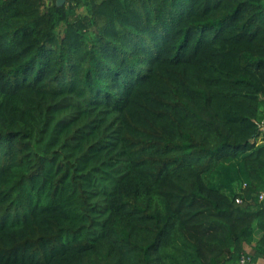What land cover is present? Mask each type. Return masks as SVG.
<instances>
[{
	"label": "trees",
	"instance_id": "1",
	"mask_svg": "<svg viewBox=\"0 0 264 264\" xmlns=\"http://www.w3.org/2000/svg\"><path fill=\"white\" fill-rule=\"evenodd\" d=\"M263 189L264 0H0V264H251Z\"/></svg>",
	"mask_w": 264,
	"mask_h": 264
},
{
	"label": "built area",
	"instance_id": "2",
	"mask_svg": "<svg viewBox=\"0 0 264 264\" xmlns=\"http://www.w3.org/2000/svg\"><path fill=\"white\" fill-rule=\"evenodd\" d=\"M257 200L264 203V189L259 191V193L257 194ZM248 261H249V257L246 255H243L239 260V264H247Z\"/></svg>",
	"mask_w": 264,
	"mask_h": 264
},
{
	"label": "crops",
	"instance_id": "3",
	"mask_svg": "<svg viewBox=\"0 0 264 264\" xmlns=\"http://www.w3.org/2000/svg\"><path fill=\"white\" fill-rule=\"evenodd\" d=\"M250 249H251L250 246L246 247L247 251H250ZM251 264H264V257L258 258L254 263H251Z\"/></svg>",
	"mask_w": 264,
	"mask_h": 264
},
{
	"label": "water",
	"instance_id": "4",
	"mask_svg": "<svg viewBox=\"0 0 264 264\" xmlns=\"http://www.w3.org/2000/svg\"><path fill=\"white\" fill-rule=\"evenodd\" d=\"M62 2H63V0H60V1H59V0H56V3H57V4H60V3H62Z\"/></svg>",
	"mask_w": 264,
	"mask_h": 264
},
{
	"label": "rangeland",
	"instance_id": "5",
	"mask_svg": "<svg viewBox=\"0 0 264 264\" xmlns=\"http://www.w3.org/2000/svg\"><path fill=\"white\" fill-rule=\"evenodd\" d=\"M60 1V0H59Z\"/></svg>",
	"mask_w": 264,
	"mask_h": 264
}]
</instances>
